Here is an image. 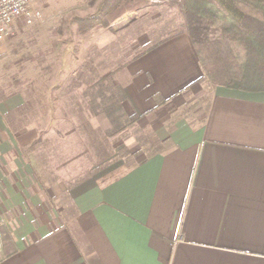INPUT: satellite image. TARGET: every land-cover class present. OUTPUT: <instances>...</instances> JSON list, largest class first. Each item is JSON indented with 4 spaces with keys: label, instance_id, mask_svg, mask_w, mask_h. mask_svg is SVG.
<instances>
[{
    "label": "crops",
    "instance_id": "crops-1",
    "mask_svg": "<svg viewBox=\"0 0 264 264\" xmlns=\"http://www.w3.org/2000/svg\"><path fill=\"white\" fill-rule=\"evenodd\" d=\"M156 40L118 74L141 141L64 209L24 97L0 102V264H264V92L215 86L187 31Z\"/></svg>",
    "mask_w": 264,
    "mask_h": 264
},
{
    "label": "rangeland",
    "instance_id": "rangeland-1",
    "mask_svg": "<svg viewBox=\"0 0 264 264\" xmlns=\"http://www.w3.org/2000/svg\"><path fill=\"white\" fill-rule=\"evenodd\" d=\"M87 1L44 0L41 22L21 25L0 46V96L24 97L25 109L16 114L15 125L37 132L29 157L45 186H62L55 200L65 207L73 185L116 159H131L127 146L141 141L135 122L112 134L101 107L91 106L98 89L91 91L92 98L88 86L102 78L106 90L117 85L126 63L156 39L186 31L177 7L149 0L147 7L124 12L109 29L82 36L75 19L94 14L98 4ZM15 80L19 82L13 85Z\"/></svg>",
    "mask_w": 264,
    "mask_h": 264
},
{
    "label": "trees",
    "instance_id": "trees-1",
    "mask_svg": "<svg viewBox=\"0 0 264 264\" xmlns=\"http://www.w3.org/2000/svg\"><path fill=\"white\" fill-rule=\"evenodd\" d=\"M177 7L185 19L186 30L208 78L215 86L246 92H264V0H167ZM96 5L94 14L75 19L78 34L85 36L100 29H109L129 9L149 6V0H88ZM144 52V51H143ZM139 54L132 60L138 58ZM45 55V52H38ZM130 60V61H132ZM129 61V62H130ZM15 80L14 84H18ZM28 82V81H27ZM102 78L88 86L91 106H100L115 132L138 119L123 109L126 95L119 85L106 90ZM103 89H101V88ZM100 88V89H99ZM7 97L0 96V102ZM98 104V105H96ZM25 109L23 106L21 110ZM111 134V135H112ZM70 204L73 205L69 197ZM63 209L65 204L59 203ZM65 211V210H64Z\"/></svg>",
    "mask_w": 264,
    "mask_h": 264
},
{
    "label": "built area",
    "instance_id": "built-area-1",
    "mask_svg": "<svg viewBox=\"0 0 264 264\" xmlns=\"http://www.w3.org/2000/svg\"><path fill=\"white\" fill-rule=\"evenodd\" d=\"M43 2L44 0H0V46L21 25L33 27L41 22ZM1 240L0 235V244Z\"/></svg>",
    "mask_w": 264,
    "mask_h": 264
}]
</instances>
